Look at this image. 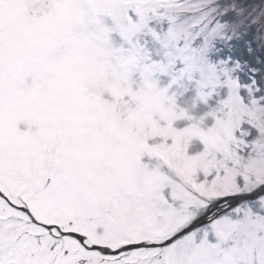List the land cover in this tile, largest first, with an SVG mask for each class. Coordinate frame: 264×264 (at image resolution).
Returning a JSON list of instances; mask_svg holds the SVG:
<instances>
[{"label":"snow or ice","instance_id":"snow-or-ice-1","mask_svg":"<svg viewBox=\"0 0 264 264\" xmlns=\"http://www.w3.org/2000/svg\"><path fill=\"white\" fill-rule=\"evenodd\" d=\"M0 264H264V0H0Z\"/></svg>","mask_w":264,"mask_h":264}]
</instances>
